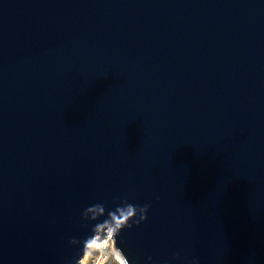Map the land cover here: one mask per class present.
<instances>
[{
	"label": "water",
	"instance_id": "water-1",
	"mask_svg": "<svg viewBox=\"0 0 264 264\" xmlns=\"http://www.w3.org/2000/svg\"><path fill=\"white\" fill-rule=\"evenodd\" d=\"M123 200L130 264H264V0H0V264Z\"/></svg>",
	"mask_w": 264,
	"mask_h": 264
},
{
	"label": "clouds",
	"instance_id": "clouds-1",
	"mask_svg": "<svg viewBox=\"0 0 264 264\" xmlns=\"http://www.w3.org/2000/svg\"><path fill=\"white\" fill-rule=\"evenodd\" d=\"M149 205H134L127 200H123L114 209H108L103 204L97 203L88 206L81 214V219L88 222H96L92 227V235L87 237L83 242V251L98 243L105 237H112L113 243L116 244V238L122 230L131 229L133 226H139L147 219ZM103 218V219H101ZM71 245L81 244V241L73 238L69 241ZM121 252V264H130L127 257ZM151 260V258H149ZM81 264V259L77 262ZM191 264H198L193 259Z\"/></svg>",
	"mask_w": 264,
	"mask_h": 264
},
{
	"label": "rangeland",
	"instance_id": "rangeland-1",
	"mask_svg": "<svg viewBox=\"0 0 264 264\" xmlns=\"http://www.w3.org/2000/svg\"><path fill=\"white\" fill-rule=\"evenodd\" d=\"M91 252L84 258L87 264H119L114 256V243L112 237L101 239L89 249Z\"/></svg>",
	"mask_w": 264,
	"mask_h": 264
},
{
	"label": "bare ground",
	"instance_id": "bare-ground-1",
	"mask_svg": "<svg viewBox=\"0 0 264 264\" xmlns=\"http://www.w3.org/2000/svg\"><path fill=\"white\" fill-rule=\"evenodd\" d=\"M92 246H94V244ZM90 252H91V250H88L86 252V254L84 255V257L81 259V264H87V263H85L84 258H86L89 255ZM114 256H115L116 260L119 262V264H121L122 256L119 253V251L114 250Z\"/></svg>",
	"mask_w": 264,
	"mask_h": 264
}]
</instances>
